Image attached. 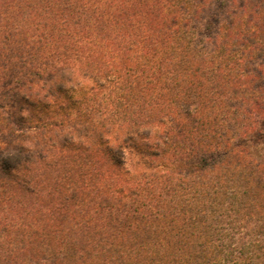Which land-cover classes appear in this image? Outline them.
I'll list each match as a JSON object with an SVG mask.
<instances>
[{"label": "trees", "instance_id": "obj_1", "mask_svg": "<svg viewBox=\"0 0 264 264\" xmlns=\"http://www.w3.org/2000/svg\"><path fill=\"white\" fill-rule=\"evenodd\" d=\"M37 2L0 15V169L115 226L75 264H264V0Z\"/></svg>", "mask_w": 264, "mask_h": 264}, {"label": "rangeland", "instance_id": "obj_2", "mask_svg": "<svg viewBox=\"0 0 264 264\" xmlns=\"http://www.w3.org/2000/svg\"><path fill=\"white\" fill-rule=\"evenodd\" d=\"M256 1L252 0L253 3ZM41 3H36V0H0V15L4 20H12L26 15L31 7ZM17 65L14 58L7 59L5 72H12ZM109 89H106V93H109ZM67 129V126H53L47 131L54 137L65 133ZM26 131L34 132L36 128L31 127ZM10 137L11 133L6 126L0 128V154L7 147L6 140ZM11 173L4 175L0 169V264H75L80 261L78 256L82 254V240L84 245H87V241L92 243L93 238L99 240L101 237L113 243L120 241V234H116L115 226L103 230L101 226L95 227V222L88 224L90 228L84 226L83 214L87 212L81 207L76 217L71 215L72 219L69 221L60 222L59 214L75 208H72L73 202L61 204L60 199L54 200L52 189L55 187V179L37 177L32 180L29 191L27 185L23 186L20 181L13 180L15 177H28L19 171ZM100 213L92 211L97 217ZM79 226L82 230L77 229ZM249 231L252 232V229ZM76 241L79 245L77 251L73 250Z\"/></svg>", "mask_w": 264, "mask_h": 264}]
</instances>
